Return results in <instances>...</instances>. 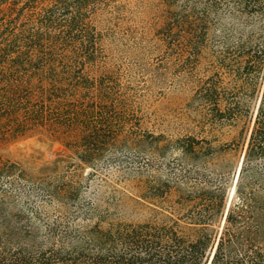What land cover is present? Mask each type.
<instances>
[{"label":"trees","instance_id":"obj_1","mask_svg":"<svg viewBox=\"0 0 264 264\" xmlns=\"http://www.w3.org/2000/svg\"><path fill=\"white\" fill-rule=\"evenodd\" d=\"M122 1L0 0V147L41 133L98 171L124 163L105 157L124 143L143 148L155 139L124 105L114 75L90 74L106 37L98 18ZM155 1L163 18L158 40L179 56L200 55L218 16L252 23L228 63L221 61L234 88L226 91L217 72L197 93L210 124L232 129L248 118L249 127L217 148L187 138L184 149L205 145L211 159L240 150L228 207V171L220 165L195 178L200 189L180 191V218L102 227L107 211L83 199L82 188L38 182L0 155V264H264V0ZM139 186L137 197L151 200L146 184ZM21 198L33 206L13 211ZM52 204L53 212L42 210Z\"/></svg>","mask_w":264,"mask_h":264},{"label":"rangeland","instance_id":"obj_2","mask_svg":"<svg viewBox=\"0 0 264 264\" xmlns=\"http://www.w3.org/2000/svg\"><path fill=\"white\" fill-rule=\"evenodd\" d=\"M119 6L113 15L98 18L97 27L106 37L101 43L100 61L90 74L94 78L108 72L113 74L124 105L138 119L140 129L153 134L155 139L149 140L143 148L124 143L105 156L120 158L124 163L103 166L98 171L81 164L60 143L41 133L2 143L0 155L19 164L38 182L58 184L62 181L73 189L82 188L83 199L107 211L102 227L111 223L137 224L180 218V191L193 186L200 189L202 185L199 181L193 182L195 178L209 176L220 165H226L228 171V207L242 161L240 150L227 153L223 159L218 156L211 159L205 156L206 148L200 150L205 145L193 144L195 152L191 154L184 149L192 144L187 138L205 139L211 147L217 148L249 127L248 118L232 129L210 124L204 119L197 93L200 85L220 71L222 60L228 63L237 40L240 36L245 39L252 30V23H234L227 15L218 16L200 55L186 57L179 56L175 49H167L158 40L156 32L163 27V18L157 1L125 0ZM219 75L224 89L231 91L234 85L229 75L223 72ZM257 83L261 84L259 76ZM254 105L253 100L248 104L251 113ZM184 177L192 182L185 184ZM141 184H146L151 192L148 202L137 197V187ZM33 201L39 205V200ZM56 205L44 206L42 210L53 212ZM27 206H33L32 202L21 198L13 211ZM91 218L88 224L93 225L97 219Z\"/></svg>","mask_w":264,"mask_h":264},{"label":"bare ground","instance_id":"obj_3","mask_svg":"<svg viewBox=\"0 0 264 264\" xmlns=\"http://www.w3.org/2000/svg\"><path fill=\"white\" fill-rule=\"evenodd\" d=\"M234 192V189L232 190L231 194Z\"/></svg>","mask_w":264,"mask_h":264}]
</instances>
